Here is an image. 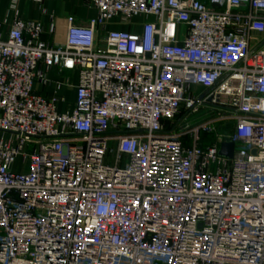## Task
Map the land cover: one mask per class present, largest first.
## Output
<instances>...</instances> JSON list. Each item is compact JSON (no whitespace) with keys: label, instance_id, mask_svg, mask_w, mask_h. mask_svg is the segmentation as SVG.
<instances>
[{"label":"built area","instance_id":"1","mask_svg":"<svg viewBox=\"0 0 264 264\" xmlns=\"http://www.w3.org/2000/svg\"><path fill=\"white\" fill-rule=\"evenodd\" d=\"M89 3L61 45L0 19V264H264V0Z\"/></svg>","mask_w":264,"mask_h":264},{"label":"crops","instance_id":"2","mask_svg":"<svg viewBox=\"0 0 264 264\" xmlns=\"http://www.w3.org/2000/svg\"><path fill=\"white\" fill-rule=\"evenodd\" d=\"M23 19L40 20L45 32L42 39L61 45L67 28V17L72 15L74 22L86 24L89 19L96 16V9L89 3V0H43L39 4L36 0H0V19L7 17L12 19L15 12ZM133 19H144L142 16ZM53 31L50 33V27ZM132 30L134 27L122 21L120 18H113L103 26L98 27L97 36L101 38L108 30ZM6 27L2 28L5 31ZM46 75L49 83L43 85L39 82L34 83V89L45 97L59 98V111L72 109L75 102L76 74L70 71H63L60 75L55 67L47 70ZM66 78L70 79L69 85L65 84ZM57 83L59 87H57Z\"/></svg>","mask_w":264,"mask_h":264},{"label":"rangeland","instance_id":"3","mask_svg":"<svg viewBox=\"0 0 264 264\" xmlns=\"http://www.w3.org/2000/svg\"><path fill=\"white\" fill-rule=\"evenodd\" d=\"M139 20L134 19L133 22H139ZM204 91L203 88L198 87L197 88V93L198 95L201 94ZM211 115L209 107L206 106L202 109H200L199 111L195 112V113H191L187 116V118L185 120L182 121V124H190V125H195L199 122H202L203 120L207 119L209 116ZM202 138H204L205 143H210L213 140V134H202L201 135ZM32 151V147L30 146L28 148V152Z\"/></svg>","mask_w":264,"mask_h":264},{"label":"water","instance_id":"4","mask_svg":"<svg viewBox=\"0 0 264 264\" xmlns=\"http://www.w3.org/2000/svg\"><path fill=\"white\" fill-rule=\"evenodd\" d=\"M233 143L232 142H223L219 150V154L225 155L228 157L232 156Z\"/></svg>","mask_w":264,"mask_h":264}]
</instances>
